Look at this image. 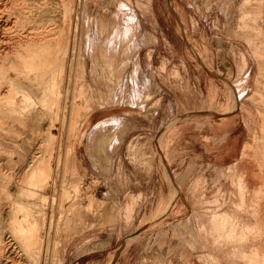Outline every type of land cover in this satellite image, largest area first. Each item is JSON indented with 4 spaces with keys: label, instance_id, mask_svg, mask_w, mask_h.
<instances>
[{
    "label": "rangeland",
    "instance_id": "obj_1",
    "mask_svg": "<svg viewBox=\"0 0 264 264\" xmlns=\"http://www.w3.org/2000/svg\"><path fill=\"white\" fill-rule=\"evenodd\" d=\"M58 2L48 133L0 131L1 264H264V0Z\"/></svg>",
    "mask_w": 264,
    "mask_h": 264
},
{
    "label": "bare ground",
    "instance_id": "obj_2",
    "mask_svg": "<svg viewBox=\"0 0 264 264\" xmlns=\"http://www.w3.org/2000/svg\"><path fill=\"white\" fill-rule=\"evenodd\" d=\"M57 2L58 0H0V131L5 129L4 125L9 124L6 123V119L11 124L16 121L23 129L26 127L25 122L27 119H31L32 122H38L41 125V131L49 130L46 129L48 123L42 117H45V115L43 113L41 115L36 107L32 108L31 106L35 103L43 105L46 99L49 100L47 95L45 97V94L55 88H53L55 85L53 83H51L52 86H47L44 78L50 67H53V64L58 60V54L63 46L62 40L66 38L71 25L68 16L64 17L68 20L67 24H64L66 31L64 32L67 34H64L65 38L63 37V39L58 37L60 35L59 30L57 31L59 25L57 26V21H55L59 13L56 6L59 2ZM46 81L48 80L46 79ZM48 127L50 128V125ZM23 145L24 142L20 144L22 150L24 149ZM6 153L9 154L10 152ZM37 163L39 164H36L33 170L31 169L29 176L33 177L36 173L43 174L45 172L46 169L42 161H37ZM9 178L11 179H7L9 180V183L8 181L7 183L10 186L18 188L16 189L18 192L23 191V188L20 187L21 179L15 181L13 177ZM13 181L15 185L12 184ZM15 208L21 212L22 218L18 220L14 215V211H12L14 217L11 224L16 225L13 235L16 234L19 240H25L28 243L32 239L28 238L29 240H26V238L33 233L31 238L34 236L35 242H38V232L35 229L36 223H33L31 232H27L23 226L25 224L23 222H26V217L29 214L27 207L17 204ZM3 236H0V264L9 258L8 253L10 251L9 242ZM25 241L24 243L27 245Z\"/></svg>",
    "mask_w": 264,
    "mask_h": 264
}]
</instances>
